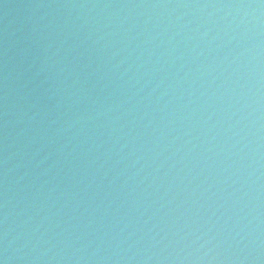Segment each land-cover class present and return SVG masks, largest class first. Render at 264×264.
Masks as SVG:
<instances>
[{
  "label": "water",
  "instance_id": "obj_1",
  "mask_svg": "<svg viewBox=\"0 0 264 264\" xmlns=\"http://www.w3.org/2000/svg\"><path fill=\"white\" fill-rule=\"evenodd\" d=\"M3 264H264V0H0Z\"/></svg>",
  "mask_w": 264,
  "mask_h": 264
},
{
  "label": "clouds",
  "instance_id": "obj_2",
  "mask_svg": "<svg viewBox=\"0 0 264 264\" xmlns=\"http://www.w3.org/2000/svg\"><path fill=\"white\" fill-rule=\"evenodd\" d=\"M0 264H3V262H2V261H0Z\"/></svg>",
  "mask_w": 264,
  "mask_h": 264
}]
</instances>
